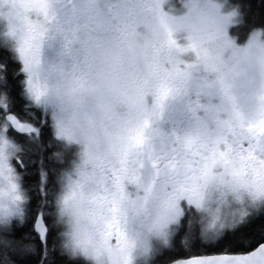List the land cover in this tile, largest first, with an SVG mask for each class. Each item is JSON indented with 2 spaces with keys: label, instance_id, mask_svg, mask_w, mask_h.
<instances>
[{
  "label": "snow or ice",
  "instance_id": "snow-or-ice-1",
  "mask_svg": "<svg viewBox=\"0 0 264 264\" xmlns=\"http://www.w3.org/2000/svg\"><path fill=\"white\" fill-rule=\"evenodd\" d=\"M110 9L0 0V264H264V96L194 131L164 132L146 110L133 125L112 118L103 145L65 166L53 82L88 89L84 35L103 40ZM152 10L169 49L201 55ZM189 67L151 65L162 74L157 108Z\"/></svg>",
  "mask_w": 264,
  "mask_h": 264
},
{
  "label": "clouds",
  "instance_id": "clouds-1",
  "mask_svg": "<svg viewBox=\"0 0 264 264\" xmlns=\"http://www.w3.org/2000/svg\"><path fill=\"white\" fill-rule=\"evenodd\" d=\"M109 3L112 30L103 40L84 35L86 47L79 61L90 71L88 89L81 94L71 79H65L53 82L49 96L62 152L76 147L69 169L83 163L86 148L103 145V126L112 118L133 125L146 110L153 114L154 127L164 132L178 129L173 125L182 122L186 126L179 130L194 131L214 124L233 107L250 112L264 96V28L253 29L244 43H237L229 29L241 22L239 4L230 0ZM157 4L180 46L196 43L202 50L199 57L191 50L167 47L166 34L152 10ZM154 63L163 71L190 66L185 80L169 81L177 90L162 108L156 106L162 74L152 71ZM138 93L137 108L132 100Z\"/></svg>",
  "mask_w": 264,
  "mask_h": 264
},
{
  "label": "trees",
  "instance_id": "trees-1",
  "mask_svg": "<svg viewBox=\"0 0 264 264\" xmlns=\"http://www.w3.org/2000/svg\"><path fill=\"white\" fill-rule=\"evenodd\" d=\"M232 5H240L241 23L234 28V32L241 37L255 28H264V0H230ZM33 182L38 176L30 178Z\"/></svg>",
  "mask_w": 264,
  "mask_h": 264
},
{
  "label": "flooded vegetation",
  "instance_id": "flooded-vegetation-1",
  "mask_svg": "<svg viewBox=\"0 0 264 264\" xmlns=\"http://www.w3.org/2000/svg\"><path fill=\"white\" fill-rule=\"evenodd\" d=\"M177 7H179V5L177 4ZM164 11H168V6L167 5H165L164 6ZM230 33V35L231 36H234V37H237L238 39H237V43H240V44H242V43H244V42H242L241 40H240V37H241V35H232V33H231V31L229 32ZM245 37H246V35H245ZM186 126V123H184V122H182L180 125H173V127H177L178 128V130H179V128H183V127H185ZM76 151V147L75 146H73V148L72 149H70V150H68L66 153H65V166L66 167H70V164H71V161H72V159L74 158L73 157V153Z\"/></svg>",
  "mask_w": 264,
  "mask_h": 264
},
{
  "label": "rangeland",
  "instance_id": "rangeland-1",
  "mask_svg": "<svg viewBox=\"0 0 264 264\" xmlns=\"http://www.w3.org/2000/svg\"><path fill=\"white\" fill-rule=\"evenodd\" d=\"M231 4V3H230ZM225 10H228L227 8ZM240 21H241V17H240ZM241 22L237 23L236 25L232 26L230 29H229V32L231 31L232 35H236L237 33H235L233 30L235 27L239 26ZM230 34V33H229ZM249 33H247L246 37L245 35L243 37H240V40L242 42H244L246 39H247V36H248ZM238 35V34H237ZM240 35V34H239Z\"/></svg>",
  "mask_w": 264,
  "mask_h": 264
}]
</instances>
